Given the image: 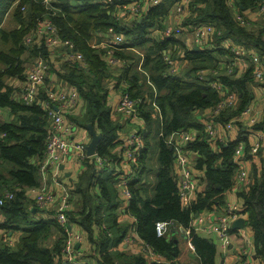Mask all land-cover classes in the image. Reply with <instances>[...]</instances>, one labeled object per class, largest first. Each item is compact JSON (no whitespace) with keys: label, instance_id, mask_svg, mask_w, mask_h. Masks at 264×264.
I'll return each mask as SVG.
<instances>
[{"label":"trees","instance_id":"obj_1","mask_svg":"<svg viewBox=\"0 0 264 264\" xmlns=\"http://www.w3.org/2000/svg\"><path fill=\"white\" fill-rule=\"evenodd\" d=\"M174 1L165 0L149 7L145 17L131 29H127L113 16L114 6L105 7L102 3H94L92 0H79L80 5L76 6V11L68 3L43 4L42 0H0V111L7 114L4 121H0V197L5 191L14 195L13 199L5 201L1 208L5 222L0 224V229L21 232L19 244L15 249L5 245L0 248V264H54V259L60 257L63 247V235L53 248L41 247V241L50 234V223L57 226L54 221H37L28 227L21 224L27 220L25 190L37 187L40 182L39 165L44 159L49 119L38 106L18 103L13 98L14 91L5 84L7 78L23 77V53L28 52L35 57L42 54L40 41L35 39L30 45H24L23 41L43 20L51 21L59 37L72 43L74 51L83 58L86 69L68 61L61 79L77 90L84 103L85 116L80 121L81 125L92 123L95 130L101 134L95 157L105 163L117 161L111 148L116 140V127L110 119L111 109L106 104V89L102 85L107 69L105 53L110 51L114 59L128 62L134 58L123 53L124 49L147 48L142 57L141 70L133 71V65H127L121 72V79L127 84L126 94L135 102L138 117L146 123L144 149L140 151L142 154L135 163L142 166L148 161L146 152L150 150L151 141H155L153 149L157 151V168L153 183L149 185L137 179L126 185L130 194L126 214L135 222L134 232L141 241L140 247H148L152 252L161 255L165 261L172 260L178 254L177 239L173 237V232H169L166 237H158L154 229L155 223L170 221L181 229H187L192 215L211 206H222L221 193L232 187L233 175L237 169L233 161L237 142L223 146L218 141H211L204 134L203 126L193 122L194 112L212 111L224 99V92H219L208 83L201 84L196 75L203 69L217 70L219 56L226 57L225 61L230 57L228 49H217L224 47L222 39L231 40L233 44L246 50L255 48L264 57V32L259 28L252 30L239 25L230 13L228 0H184L188 11V27L213 25L222 32V37H213L212 42L217 46H213L212 51L202 48L189 50L177 38H165L160 41L148 38L152 30H163L161 21L167 16L169 8H174L177 3ZM234 1L243 17L244 12L256 11L261 0ZM7 15L12 17L15 23L13 28L7 29L3 26ZM110 30L126 39L121 46L107 45V50L101 51L91 45L95 33H107ZM174 47L183 50V60L190 62L189 77L187 75L189 81L168 74L169 65L164 61L163 52L171 54ZM218 73H210L209 81L217 80L220 85L226 87L227 93L235 91L237 96L236 106L230 112L221 111L215 118L218 123L224 124L248 107L250 97L246 84L252 81V70L249 68L238 77L221 75L220 79L215 75ZM147 97L154 100L153 110L158 111L161 119L158 131L156 130L157 140L154 136L150 137L154 122L151 119V106L146 104ZM235 124L240 125V122ZM192 129L197 130L200 135L185 150L198 155L195 168L204 171L205 183L204 190L197 192L189 205H184L178 196L176 177L173 173V150L164 140L172 133ZM251 129L253 132L263 133L264 116ZM159 133H162V137H159ZM212 143L218 146V149L212 150ZM244 148V159L248 160L251 158L248 155L250 146L245 144ZM257 156L260 157L259 165H251L249 171L251 183L245 190L239 191L238 197L243 206L241 213L246 216V228L252 233L254 257L260 264H264V148L257 152ZM95 175V172L90 173V176L83 174L79 179V188L86 186L80 191L83 207L78 213V221L89 232L92 225H100L101 228L104 225L102 223H105L107 228L103 230L102 227V231L108 236L112 234L111 237H107L105 233L100 236V264H150L140 254L130 256L109 251L125 240L131 226L129 229L124 227L116 217L118 181L115 171L111 169L110 174L101 179L95 178ZM88 185L91 193L93 187H97L99 195H89L86 190ZM190 243L199 264H215V246L211 241L191 235Z\"/></svg>","mask_w":264,"mask_h":264},{"label":"crops","instance_id":"obj_2","mask_svg":"<svg viewBox=\"0 0 264 264\" xmlns=\"http://www.w3.org/2000/svg\"><path fill=\"white\" fill-rule=\"evenodd\" d=\"M68 1L69 0H51L52 3H68L71 5L73 10L76 11L77 10L76 6L80 5L79 0H72L71 2H68ZM92 1L95 3V0H92ZM132 1L137 2V4L132 3ZM158 1H159L158 4H161L165 0H158ZM174 2L175 3L177 2L174 6L175 9L173 7L169 8L167 16L161 21V27L162 28H163V26L165 27L166 22H167L166 27H168V29L170 30V28H169L170 24L174 20H177V21H175L176 30L171 28V29H173L172 31H176L179 34L182 33V35L179 36L177 38V40L182 45L184 43V45L187 48H189V50H193L195 48L193 45L194 36H193V33L190 32V31H192V28L188 27V25L186 24L187 18L185 19V22H183V26H181V24H180V21L185 17L186 11H187L185 1L184 0H175ZM121 3L126 5L127 11L123 15H121L119 21H120L121 25L127 29H131L136 22H140L142 20V18L145 17L148 8L153 6V5L149 4L148 2L137 1V0H123ZM228 4L230 5V13H231L232 17L235 18V15L237 13H239V9L236 6V2L234 0H228ZM130 9H132V11H130ZM178 9H180V12H178ZM174 11H176V13H178V14H175ZM242 15L245 17H248V18H254V19L256 18L255 21L259 22V23H257L258 28L264 32V17H262L260 15V13H258L256 11H252V12L247 11V12H244ZM8 16L9 15H7V17ZM10 18L12 20V17H10ZM179 24H180V26H179ZM3 26H4V24H3ZM185 26H187L188 29L190 28V31L186 30ZM36 29H37V27H36ZM161 31H162L161 29L160 30H157V29L152 30L149 33L148 38L156 40V41L162 40L164 32L161 33ZM32 34H31V36H32ZM111 37L112 36L109 32H107V33H95L93 42L95 41L96 45L98 46V48L96 47L98 50L106 51L107 48L105 46H107V42L111 39ZM33 40H35V39H33ZM33 40H32V43H33ZM23 43H24V41H23ZM215 45L213 44L212 46H215ZM41 48L43 51H42V54L40 56L44 57L49 63V71L47 73L45 86L46 87L58 86L59 83L64 81L61 79V75L64 74V72L67 68V65H68L67 62L68 61L74 62V61L67 60L64 55L61 56L62 58H60V59L52 57L49 50L44 49L43 46ZM217 49L224 50V47L220 46V47H217ZM146 50H147V48L138 49L136 47H134V48L128 47V48L123 50V53L130 54L132 57H133L132 54H135V53L139 54V56H140V61L138 62V64L135 63V60H129L128 61V64L130 66L133 65V68H132L133 71L134 70H141V63L143 61L142 57L145 55ZM212 50H213V48L210 49V51H212ZM28 54H29L28 52L23 53V55L21 56V60L23 58L26 59V56H28ZM163 54H164V52H163ZM170 55H171V58H172L173 62L175 63V66L177 68H184V67L187 68L188 66H190L189 61L183 60V50H179L178 48L174 47L173 49H171ZM217 56L218 55H216V57ZM104 57L107 60L106 63H108V61L113 58V56L107 55V52L105 53ZM219 57H220L219 58L220 61H218V63L223 64L222 67L225 66L226 61L222 58L223 56H219ZM75 63L81 67V63H78V62H75ZM120 63H122V62L117 60V59H113V63L109 67L111 70H113L116 67H118ZM136 65H138V67H135ZM238 66L240 67L241 64H239ZM81 68L86 69V67L85 68L81 67ZM249 68H250L249 64L245 63V64H243L242 69H240L243 72H239L240 70L237 72L236 68L234 69L233 72L236 73V76L238 77L241 74H243L245 71H247ZM124 69H126V68L124 67L123 70ZM27 70L24 69L23 74ZM193 75L194 74L192 73L191 76L193 77ZM179 76L182 77L181 75H179ZM22 78L24 79V76ZM121 78H122L121 72L117 71L113 74H109V75L105 74V77L102 80V85L106 89V92H105L106 104L111 109L110 119H111L113 125L116 127V133H115L116 134L115 135L116 140L114 142V146L111 148H113L112 151L114 153V156L117 158V161H115V163L114 162L105 163V162H102L101 160L97 159L94 155L92 157L86 156V158H84V159H74V158L68 159L60 167L61 183L64 185V187L68 191V195H69L70 202H71V208L67 214L68 219H69V227L73 230L72 231L73 233H75V234L79 233L82 237V241L80 243L74 244L75 250H76L75 264H100V255H99V250H98V247L100 246V242L102 240L100 236L103 233L106 234L105 231H102V227H103V230H104V228H107V225L105 223H102L104 225L101 228H99L100 225L99 226L92 225L91 232H89L82 224L79 223L78 213L80 212V210L83 207V199H82V194L80 193V191L82 188H84L86 186V185H82L81 188H79V186H78L79 179H80L81 175L85 174L87 176H90V173L92 174V172L96 173L95 178H98V179L105 178V177H107V174L108 175L110 174L111 169H113V171H115L116 179L118 181V184L116 187L117 193H118V210H117L116 217H117V220L124 227L129 229V226H131V229L128 230V234H127L131 237V241L128 243H126L124 241H120V243H118L117 245L110 248L109 251H111L112 253H124V254L130 255V256L131 255H139L138 251H139L140 246H141V241L138 239V237L136 236V234L134 232V225H135L134 220L132 218H130L129 216H127V214H126L127 206H128V199H126L123 196L121 191L127 189L126 185L128 182L137 181V179H139L141 182H146L149 185L151 183H153L154 174L156 172L157 166H153V165H149L150 167L148 166V163L150 162L149 159H150V157H152L148 152H146V156H148L149 159H148V161H146L144 163V165L140 166V164L135 163L136 160L131 161L130 154L137 152L138 149H137V146L135 144L129 145L127 143V141L129 140V138L133 134H140L142 137L141 138L142 143L145 144L144 136L146 135L145 133L147 131H146V123L143 122V120L138 117L137 106H136V111H137V118L136 119H133V118H131V117H129V116H127V115H125V114H123L117 110L119 98L121 95L126 94V89H127V84L124 81H122ZM8 79L13 80V81H17V82L19 81L16 78H8ZM182 79H184L185 81H189V78H187V77H184ZM16 85H17L16 82H12L7 86L8 87L12 86L14 88H17L18 86H20V87L22 86V84H19L17 86ZM253 85H254L253 81H249L246 84V90L249 93V97H250L247 106H249L253 110V113L255 115H260V113H262L261 107H257L256 100H255V93H254L255 90L253 88ZM44 91H45V89H41L39 91V97L40 98L44 97ZM78 95H79V93H78ZM79 98H80V96H79ZM153 102H154L153 99L151 100V98H149V97L146 98V104L148 107L149 106L154 107V105H151V103H153ZM153 107H151V109H152L151 119H153V115H155L156 117H158V120L160 123V121H161L160 115H159L158 111L153 110ZM209 113H210V111L194 112L193 122L199 123L200 125H203L205 123V121L207 120V116ZM196 115L199 116V117H197V119H195ZM84 116H85V107H84V103H83L80 109H77V108L74 109L71 112V114L69 116H67V120L72 122L74 125L73 130H72V134H71L72 140L77 142V143H83V144L86 143V147H87V145L91 139L89 132H88V129H87V125L92 124V123H87L85 126H82L80 121L84 118ZM92 125H93L94 131L97 134H99L95 130V125L94 124H92ZM233 128H234V130H233ZM233 128L231 130L220 129L219 133L216 134V138H219V136L222 135L220 140H218V139H210V140L211 141H218L219 144H221L223 146H226L227 144L235 141V142H237V145L241 144V145H243V147L245 144L248 146H251L257 140V135L259 133L258 132L253 133V131L251 129L252 127H245L244 124H242V125L240 124V125H238V128H236L234 126H233ZM224 135H227V137L225 139H223ZM152 136H154V138L157 140L158 135L156 136V132L154 134L152 132L150 137H152ZM150 137L148 139H150ZM224 140H226V141H224ZM214 143H212V150L218 149V146L214 145ZM261 146H262V148H261V150H262L264 148V144L262 143V141H261ZM153 151H155V149H153ZM156 153H157V151H156ZM141 154H142V152H141ZM141 154L138 151V153L136 154V157L137 158L140 157ZM192 154L196 155L198 157L197 154H194V153H192ZM85 155H86V149H85ZM173 157H174V154H173ZM259 163H260V157L257 158L256 160L253 159L252 161L248 162L246 164V167L250 171L251 165H254L255 167H257L259 165ZM197 174L199 176H201V174H202V179L200 180V183L197 181V187H198L197 192H201L204 190V183H205L204 171L198 170ZM233 183H234V181H233ZM89 185H90V183H89ZM89 185L86 188L89 195H91L92 193H94V194L97 193L95 196H98L100 193L98 188L93 187V189H92L93 192L91 193L90 189H89ZM243 190H245V189L244 188L239 189L236 186L235 189L227 190L228 192L224 191L221 194V197H222L221 205L222 206H213V207L211 206V208L215 210L214 213L220 215V214H222L223 210L227 206H236L237 214H238L236 220L241 218L245 222L246 216L243 215V213H241V211H243L242 210L243 209L242 201L238 197L239 191L241 192ZM59 194H60V190L57 187H55V190L53 192V197H54L55 202L58 199ZM95 196L92 195V198H94L96 201ZM25 199L27 200V203H28V205H26V212H25L27 220L25 222L21 223L22 226L28 227L32 223L37 222V221H45V222L46 221H49V222L53 221V217H52L51 212H49L47 209L39 208L35 203H33L32 201L27 199L26 196H25ZM30 202H31V207L29 206ZM189 204H186V205H189ZM192 217H193V215H192ZM3 222H5V216L2 212H0V224H2ZM50 225H52L51 230H50V234L47 236V238H45V239H43V241H41V247L45 248V249L53 248V245L57 241L62 239L63 238L62 235H63L64 241H62L63 247L61 249V255L59 258L54 259V264H57L58 262H61L62 264H68L67 262H65L62 259L63 249H64V245H65V240H66L65 234H64L63 230L57 224L56 225L58 227L53 225L52 223H50ZM238 230H239V234L237 232ZM5 232H7L8 242L10 244L12 243V245H14V247L12 249H15L16 246L19 244V237L21 235V232L20 231H13V230L9 231V230H5V229H0V235L2 233H5ZM230 234H231V244L228 247H226L225 249H222L219 246L216 239H212L211 242L215 246V255H216L215 256V264H260L259 260L254 257L253 250L249 247L250 246L249 238H251L253 240L252 233L249 230V228H246V225L244 224V227L242 229H240V228L239 229H236V228L232 229ZM235 234L237 236H242L244 239H246V241L242 242V244H246V247H243L241 245L240 239L236 238ZM12 236H13V238H10ZM111 236H112L111 233L109 236L107 235V237H111ZM174 236L177 239L176 241H177L178 254L174 259L166 261L167 262L166 264H199V260L195 254L194 249L192 248L191 243H189V241L185 237H183V235L180 232L173 234V237ZM197 236L207 240L205 235H203L201 233L197 234ZM6 243H7V241L2 240L0 238V248ZM217 247L221 248L220 252L217 249ZM148 263L153 264L150 261H148ZM34 264H38V263H34Z\"/></svg>","mask_w":264,"mask_h":264},{"label":"built area","instance_id":"obj_3","mask_svg":"<svg viewBox=\"0 0 264 264\" xmlns=\"http://www.w3.org/2000/svg\"><path fill=\"white\" fill-rule=\"evenodd\" d=\"M123 0H95V2L102 3L105 7L114 6L113 16L117 21L120 20L121 15H123L127 11V7L125 4H122ZM148 2L151 5H157L159 3L158 0H148L144 1ZM43 4L51 3V0H42ZM132 3L137 4V2L132 1ZM137 7V6H136ZM259 13L264 17V0L260 1L258 6ZM132 11V9H130ZM180 12V9H178ZM240 20V18H237ZM241 24H244L243 20L240 21ZM176 31H169V29L165 30L163 36L166 38H178L179 35ZM111 34V39L107 42L108 47L112 46H121L123 44L124 38L121 35H116L109 31ZM192 33L194 36V43H198L197 46L203 47L205 41H207L208 36L215 33L214 29L211 25H197L192 28ZM216 35H220L219 32ZM38 36L42 37L41 39ZM215 37V35H213ZM36 39L44 44V49L49 50L52 57H54V50L57 46H64L68 51V54H65V58L70 61L81 63V67L85 68L86 65L83 62L82 56L74 51V47L72 43L69 41L62 40L57 32L56 27L49 20H43L37 25V29L33 33V35H29L24 39L25 45H30L32 40ZM229 52L233 53L235 58H242L246 56V53L250 51L246 50L242 46H236L231 41L226 40L223 42ZM236 46V48H234ZM246 52V53H245ZM107 55L112 56L110 51H107ZM113 59L108 61V64L113 63ZM31 66L29 70L25 71L23 76L26 83L22 84L21 93H24V97L21 96L20 100L23 104H30L34 101L35 97H37V106L46 114L49 119V127L48 133L45 142L44 149V159L43 162L39 165V177L40 182L37 187L28 188L25 190V196L27 199L35 203L41 209H47L52 213L53 221L63 230L66 240L63 249L62 259L68 264H75L76 259V250L75 243H80L82 241L81 235L73 233L72 229L69 227V219L68 212L71 208V202L68 195V191L61 183V172L60 167L63 165L68 159H84L86 158L85 149L86 143H77L72 140L71 134L73 130V123L67 120V116L71 114L74 109H80L83 102L79 98L77 91L69 85L67 82L62 81L58 86L55 87H46L45 81L47 77V73L49 71V63L48 61L38 55L33 61H31ZM252 62L254 64V77L258 82L264 81V65L263 62H260L256 55L252 56ZM167 64L169 68L173 66L172 62L168 60ZM233 72V69H229L228 73ZM201 75H206L205 72L200 73ZM200 74H197L198 80L202 83H208L212 88H215L219 92H222L217 85H220L217 80L209 81L206 75V82L204 79L200 77ZM41 89H45L44 97H39V91ZM237 104V96L234 91L225 94L223 101L216 106L212 111H210L209 115V124L207 125V135L210 139L214 138L217 133H219L220 129L229 130L231 129L230 123L225 125L218 123L216 121L215 129L211 127V120L217 118V115L222 111V109L227 107H235ZM244 111L242 116H245L249 112V106ZM251 109V108H250ZM117 110L133 119L137 118L136 104L135 102L127 95L123 94L119 98ZM83 111V110H82ZM261 112L264 113V108L261 105ZM241 116V117H242ZM240 117V118H241ZM240 122V121H239ZM253 123V121H252ZM179 135H176L179 138V141H175L172 138H168V144L171 145V149L173 150L174 158H177L178 168L182 169V179L180 182V200L184 205L187 203L190 198L192 200L195 196H191L193 190L196 185V179L193 178L192 170L187 167L188 160L185 156L186 144L188 142H192L195 138V134H190V132L180 131ZM257 140L250 146L248 155L251 157L250 159H244V147L243 145H238L234 152L233 161L239 167L238 179L239 181L234 183L232 187L235 189L237 184H241L242 188H247L250 183V174L249 170L246 167V164L257 157V152L262 148L261 141L263 136L262 132H258ZM140 134H133L127 143L129 145L135 144L137 146L138 151L142 148V139ZM131 153V161H135L137 159L136 154ZM57 187L60 190V194L58 199L54 200L53 192ZM231 187V188H232ZM123 196L126 199L130 198V194L127 189L121 191ZM13 193L10 191H5L3 195L0 197V212L3 207L5 201L13 199ZM224 214L220 217L208 216V217H199L198 224L207 223L209 232H213L217 235L220 241L223 244V249L228 247L231 243V224L233 221L237 219V208L236 206H228L224 210ZM199 216V215H198ZM197 216V217H198ZM156 235L158 237H166L169 232H173L174 234L180 232L189 238L190 230H183L180 227L175 226L170 221L168 222H156L154 226ZM239 234V230L237 231ZM242 237V236H239ZM246 238V237H245ZM190 239V238H189ZM129 237L125 238V241H130ZM190 241V240H189ZM246 241V239H245ZM193 248V247H192ZM253 249V247H250ZM138 254H141L145 259L150 261L151 259L155 261L156 264H166L164 258L161 255L152 252L148 247H140Z\"/></svg>","mask_w":264,"mask_h":264},{"label":"rangeland","instance_id":"obj_4","mask_svg":"<svg viewBox=\"0 0 264 264\" xmlns=\"http://www.w3.org/2000/svg\"><path fill=\"white\" fill-rule=\"evenodd\" d=\"M72 0H69L68 2H71ZM229 7H230V5H229ZM256 12H258L259 13V10L257 9L256 10ZM174 13L175 14H178V13H176V11H174ZM261 15V14H260ZM262 16V15H261ZM188 17V11H186V15H185V17L180 21V23H183V22H185V19ZM237 18H240V20H237ZM241 20H243L244 22H246V23H244V24H241ZM256 20V18L254 19V18H248V17H245V16H243V17H241V15H240V13H237L236 15H235V21L239 24V25H241V26H246V27H249V29H252V30H255V29H257L258 28V24L257 23H259V22H257V21H255ZM175 21H177V20H174L171 24H170V26H169V28H170V30L169 31H172L173 29H175L176 30V27H175ZM14 22L11 20V18H10V16H8L6 19H5V21H4V27L5 28H7V29H10V28H13L14 27ZM166 25H167V22H166ZM166 25H165V27L163 26V30L161 31V33H163L165 30H167L168 29V27H166ZM181 26H183L182 24H181ZM171 28H173V29H171ZM185 28H186V30H188V31H190V28L188 29V27L187 26H185ZM212 28L214 29V31H215V33H213L212 35H210V36H208V38H207V41H205L204 42V44H203V47H202V49H205V50H210V49H212L213 48V35H215L216 37L217 36H219V37H222V32L220 31V30H217L213 25H212ZM190 32H192V31H190ZM217 32H219L220 33V35H216V33ZM175 35H176V32H175ZM182 35V33H180L177 37H179V36H181ZM38 38L39 39H41L42 37H40V36H38ZM166 37L165 36H163V39H165ZM209 39V40H208ZM126 39H124V41H125ZM226 40H228V39H222V41L223 42H225ZM229 42L231 41V40H228ZM197 44L198 43H194V41H193V45H194V47L197 49V48H201V46H197ZM91 45L94 47V48H98V46L96 45V43H95V41L93 42V44L91 43ZM42 46L44 47V44H42ZM183 46L186 48V49H189V48H187L185 45H184V43H183ZM236 46H239V45H236ZM236 46L234 47V48H236ZM104 47V46H103ZM106 47V46H105ZM195 48H194V50H195ZM224 48L225 49H227L226 48V46L224 45ZM248 51H250L249 53H246V56L245 57H242V58H235V56L233 55V53L231 52L230 53V57L229 58H227V60H226V65L225 66H223L222 67V65L223 64H218V66H217V70H212V69H203V70H200L199 72H197V74H200V73H203V72H205V74L207 75V77L208 76H210V73H218V74H215L216 76H218L219 77V79H220V76L221 75H224V76H227V77H235L236 76V73H228V70L229 69H233V71H234V69L236 68V71L238 72L240 69H242V67H243V64H245V63H248L249 64V67L251 68V70H252V74H251V76H252V81L254 82V85H253V88H254V93H255V100H256V104H257V107H261V105L263 106V108H264V81H262V82H258V81H256L255 80V77H254V64H253V62H252V56L253 55H256L257 57H258V59H259V61L260 62H263V65H264V57L260 54V53H258L257 52V49H255V48H253L252 50H248ZM54 53H55V55H54V57L55 58H58V59H60V58H62L61 56H63V55H65V54H68V51L66 50V48L64 47V46H57L56 48H55V50H54ZM133 55V58H134V60H135V63L136 64H138V62L140 61V56H139V54H132ZM36 57H35V55H31L30 53L28 54V56H26V59H22V62H23V65H24V69L25 70H29V67L31 66V61H33L34 59H35ZM226 57H223V59H225ZM168 60L169 61H171L172 62V64H173V66L171 67V68H168V74L169 75H171V76H176V77H178L179 75H181L182 76V78H183V76L184 77H187V75L189 74V68H191V65L190 66H188L187 68H177L176 66H175V63L173 62V60H172V58H171V55L170 54H166L165 52H164V61L166 62V64H167V62H168ZM25 61V62H24ZM122 62V61H121ZM190 64V63H189ZM239 64H241V66L239 67L238 65ZM111 64H108L107 63V69H106V74H113V73H115V72H117V71H120V72H122V70H123V68L124 67H126L127 65H129L128 64V62H122V63H120L119 64V66L118 67H116L115 69H113V70H111L110 69V66ZM135 65V64H134ZM168 65V64H167ZM220 65V66H219ZM135 67H138V65H136ZM135 71V70H134ZM239 72H243V71H239ZM196 74V73H195ZM206 75H201L200 74V77L202 78V79H204V81L206 82ZM188 77H189V75H188ZM196 77L198 78L199 76L198 75H196ZM16 79H18V78H16ZM19 81L17 82V81H13V80H9L8 78L5 80V84L6 85H9L10 83H12V82H16L17 83V85H19V84H23V83H26L27 81L26 80H24L23 78H21V79H18ZM46 83V82H45ZM201 83V82H200ZM202 84V83H201ZM16 85V86H17ZM13 86V85H12ZM12 86H9L14 92H13V98L18 102V103H21L22 105H25V106H37V97H35V99H34V101L32 102V103H30V104H27V103H25V104H23V102L20 100V97L21 96H23L24 97V93H21V88H22V86L20 87V86H18L17 88H14V87H12ZM218 87H219V89L222 91V93L224 92V94H223V96H225V94L227 93V89H226V87H224L223 85H217ZM232 92V91H231ZM235 92V91H234ZM228 93H230V92H228ZM155 103L153 102V103H151V105H154ZM152 107V106H151ZM228 108V112H230L234 107H227ZM247 108H245V109H243L238 115H236L235 116V118L234 119H232L231 121H227V122H225V125L227 124V123H230V125L232 126L231 127V129L233 128V126L234 127H236V128H238V125L237 124H235L237 121H240V124L242 125V124H244V126L245 127H252L253 125H255V123H257V122H259L261 119H262V117L264 116L262 113H260V115H255L254 113H253V110L252 109H250L249 108V112L245 115V116H242V114L244 113V111L246 110ZM226 110V108H224V109H222V111H225ZM230 114V113H229ZM6 116H7V114H6V112L5 111H0V121H4V119L6 118ZM242 116V117H241ZM197 117H199L198 115H196L195 116V119H197ZM241 117V118H240ZM212 122L210 123L211 124V127L213 128V129H215V124H216V119L214 118V119H212L211 120ZM252 121H253V123H252ZM153 126H152V132H153V134L156 132V130H157V128H158V126H159V120H158V117H156L155 115H153ZM209 124V115L207 116V120L205 121V123L202 125L203 126V132H204V134L205 135H207V132H206V129H207V125ZM231 129H229V130H231ZM233 130H234V128H233ZM183 132H190V131H183ZM179 133H181V132H175V133H172L170 136H168L165 140H164V142H165V144L168 146V147H171V145H169L168 144V141H169V139L170 138H172V139H174L175 141H179V138H177V136L176 135H179ZM254 133V132H253ZM190 134H195L196 136H195V138H194V140L192 141V142H188L187 144H186V147L188 146V145H190V144H192V143H194L196 140H197V138L199 137V135H200V133L197 131V130H194V129H192V131H191V133ZM262 136H263V139H262V143L264 144V132L261 134ZM221 136L222 135H220L219 136V138H216V136H214V138H212V139H218V140H220V138H221ZM159 137H162V133L160 134L159 133ZM170 137V138H169ZM227 137V135H224V138L223 139H225ZM169 138V139H168ZM224 141H226V140H224ZM154 145H155V141H151L150 142V150L148 151L149 152V154L152 156V157H150V159H149V163H148V166L149 165H153V166H157V164H156V150L155 151H153V147H154ZM238 147V145L236 146V148ZM262 147V146H261ZM236 148H235V150H236ZM144 149V144L142 143V148L139 150V152L141 151V150H143ZM185 156H186V158H187V160H188V165H187V167L189 168V169H191L192 170V173H193V178L194 179H196V185H197V181L200 183V180L202 179V174H201V176H199L198 174H197V172H198V170L195 168V161H196V159L198 158L196 155H193L191 152H187V153H185ZM257 158H259L258 156L255 158V160L257 159ZM178 161H177V158L175 157L174 158V162H173V173L175 174V177H176V185H177V190H178V196L180 197V192H181V189H180V180L182 179V177H183V175H182V169H178ZM150 167V166H149ZM239 167L240 166H237L236 168V172H235V174L233 175V181L235 180L236 182H238L239 181V179H238V173H239ZM251 179V178H250ZM237 187L240 189V188H242V186H241V184H237ZM231 189H233V187L232 188H230V189H228V190H231ZM197 191H198V187H195L194 188V190H193V193H192V195L191 196H195L196 194H197ZM227 191V190H226ZM225 191V192H226ZM228 192V191H227ZM223 193V192H222ZM221 193V194H222ZM181 198V197H180ZM29 202V201H28ZM192 202V197L190 198V200L187 202V203H191ZM33 204V203H32ZM26 205H28V203H27V200H26ZM29 206L31 207V202L29 203ZM228 207V206H227ZM233 207V206H232ZM214 209H212L211 207H209V208H206V209H204V210H202V212H200V213H198V217H195L194 218V215H193V217L191 216V222H190V224H189V227L187 228V229H185V228H183V230L185 231V230H190V234H189V238H190V236L191 235H196L197 236V234H199V233H201V234H203V235H205V237L207 238V240L208 241H212V239H216V241L218 242V244H219V246L223 249V244H222V242L220 241V239L217 237V235L215 234V233H213V232H209V230H208V224L207 223H205V224H198V218L199 217H208V216H214V217H220L221 215H223L224 214V211L222 212V214H220V215H218V214H215L214 213ZM236 235V234H235ZM126 237H129L130 239H131V237L128 235V236H126ZM183 237H185L188 241L190 240L189 238H187L185 235H184V233H183ZM198 237V236H197ZM0 238L2 239V240H5V241H7V243L6 244H4L5 245V247H9V248H13L14 247V245H12V243L10 244L9 242H8V236H7V232H5V233H2L1 235H0ZM10 238H13V236L12 237H10ZM200 238V237H199ZM236 238H238V239H240V241H241V245L243 246V247H246V244H242V242H244L245 241V239L243 238V237H239V236H237L236 235ZM203 239V238H202ZM131 241V240H130ZM130 241H125L124 240V242H126V243H128V242H130ZM230 241H231V236H230ZM249 242H250V246L249 247H253V242H252V239L251 238H249ZM189 243H190V241H189ZM231 244V243H230ZM220 247H217V249L219 250V252L221 251V248ZM150 262H152L153 264H156L155 263V261L154 260H150Z\"/></svg>","mask_w":264,"mask_h":264},{"label":"water","instance_id":"obj_5","mask_svg":"<svg viewBox=\"0 0 264 264\" xmlns=\"http://www.w3.org/2000/svg\"><path fill=\"white\" fill-rule=\"evenodd\" d=\"M87 129H88V132H89L91 139H90V141L86 147V156L92 157L95 155L96 146L100 142L102 137L100 134H97L94 131L92 124H88ZM197 215H198V213L194 214V218L197 217ZM244 224H245L244 220L240 218L231 224V228L232 229H235V228L236 229H239V228L242 229L244 227Z\"/></svg>","mask_w":264,"mask_h":264}]
</instances>
